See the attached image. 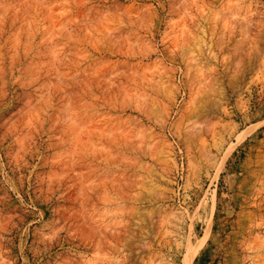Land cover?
I'll use <instances>...</instances> for the list:
<instances>
[{"label": "rangeland", "instance_id": "rangeland-1", "mask_svg": "<svg viewBox=\"0 0 264 264\" xmlns=\"http://www.w3.org/2000/svg\"><path fill=\"white\" fill-rule=\"evenodd\" d=\"M0 264H264V0H0Z\"/></svg>", "mask_w": 264, "mask_h": 264}, {"label": "bare ground", "instance_id": "bare-ground-1", "mask_svg": "<svg viewBox=\"0 0 264 264\" xmlns=\"http://www.w3.org/2000/svg\"><path fill=\"white\" fill-rule=\"evenodd\" d=\"M190 127V126H189Z\"/></svg>", "mask_w": 264, "mask_h": 264}]
</instances>
